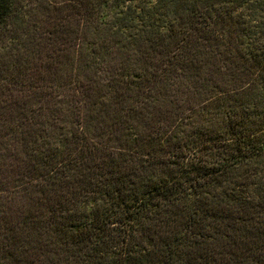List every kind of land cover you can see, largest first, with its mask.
<instances>
[{"label": "trees", "instance_id": "1", "mask_svg": "<svg viewBox=\"0 0 264 264\" xmlns=\"http://www.w3.org/2000/svg\"><path fill=\"white\" fill-rule=\"evenodd\" d=\"M0 264H264V0H0Z\"/></svg>", "mask_w": 264, "mask_h": 264}, {"label": "rangeland", "instance_id": "2", "mask_svg": "<svg viewBox=\"0 0 264 264\" xmlns=\"http://www.w3.org/2000/svg\"><path fill=\"white\" fill-rule=\"evenodd\" d=\"M30 54L33 56L32 52H30ZM60 55H61L60 52L57 51L56 53H54V55L49 56V57H51L49 62L56 63L58 61V59L60 58ZM34 62H36V61H34ZM44 65L46 67L48 66V64H46V63H44ZM32 67H33V69L38 70L39 72L42 70V65H41V63L39 61L36 62V63H33Z\"/></svg>", "mask_w": 264, "mask_h": 264}]
</instances>
